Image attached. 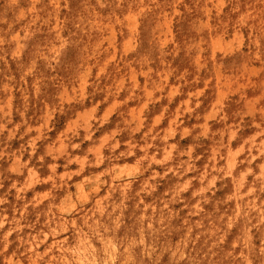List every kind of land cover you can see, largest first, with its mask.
Segmentation results:
<instances>
[{
  "label": "rangeland",
  "instance_id": "1",
  "mask_svg": "<svg viewBox=\"0 0 264 264\" xmlns=\"http://www.w3.org/2000/svg\"><path fill=\"white\" fill-rule=\"evenodd\" d=\"M125 238L264 264V0H0V264Z\"/></svg>",
  "mask_w": 264,
  "mask_h": 264
},
{
  "label": "bare ground",
  "instance_id": "2",
  "mask_svg": "<svg viewBox=\"0 0 264 264\" xmlns=\"http://www.w3.org/2000/svg\"><path fill=\"white\" fill-rule=\"evenodd\" d=\"M134 235V234H131ZM109 241H114V238H108ZM137 238H125L120 240V249L119 255L121 256V264H143L142 250L139 253H136L138 249H141V244H137ZM137 244L136 249L134 246ZM173 254L168 255V260L163 264H174ZM80 264V262H78ZM83 264V263H82Z\"/></svg>",
  "mask_w": 264,
  "mask_h": 264
}]
</instances>
